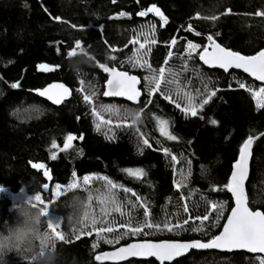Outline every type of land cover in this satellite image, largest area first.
I'll return each instance as SVG.
<instances>
[{
  "label": "trees",
  "instance_id": "trees-1",
  "mask_svg": "<svg viewBox=\"0 0 264 264\" xmlns=\"http://www.w3.org/2000/svg\"><path fill=\"white\" fill-rule=\"evenodd\" d=\"M152 4L168 17L167 25L162 26L160 18L153 13L147 17L137 15ZM227 9H231V13L221 15ZM258 11L264 12V0H139L138 3L137 0H116L115 3L113 0H0V186L12 194L22 191L42 194L43 199L51 203V209L58 211L64 220L66 215L81 214L79 226H74L76 235L81 231L84 233L79 239L71 242L54 239L57 243L56 264H98L96 255L137 241L207 242L220 234L233 208V199L227 190L213 191V188H222L229 182L234 163L239 158V149L248 135L264 133V109L257 111L251 94L239 88L237 82L254 87L260 84L241 72L226 74L210 70L200 63L198 56L187 61L189 71L185 72L183 65L187 58L183 53L186 40L203 47L207 44L206 36L212 34L226 48L243 55L256 54L264 49V16H256ZM120 12L129 13L130 18H115ZM197 13L202 17L217 15L219 19H195ZM57 16L67 23L55 21L53 17ZM150 22L156 24L155 38L158 41L152 46L149 57L154 68L164 66L169 51L166 44L175 37L178 44L172 49L175 55L168 66L180 74L181 87L197 100L202 98L197 96V92L202 93L206 84L210 89H220L196 117H186L159 94L153 97V104L145 106L148 97L143 77L146 72L127 63L121 65V61L133 53L134 46L129 41L137 35L141 25ZM189 23L202 35L197 37L193 32L185 31ZM72 24L77 27L72 28ZM76 41L81 42L87 55L79 50L75 56L67 55ZM109 45L123 50L112 53ZM111 55H116L117 60H110ZM97 62L141 78L143 97L137 104L109 100L102 95L96 100L98 105L111 104L121 109V121L104 114L106 119H113L114 140L106 139L102 132L95 130L91 107L76 91L82 79L86 89L91 83L100 93L105 90L107 74ZM42 63L56 70L40 71L38 65ZM16 82L20 87L11 88L10 85ZM53 83H63L72 90V95L62 104L56 105L36 92ZM137 113L140 114L139 119L133 123ZM200 115L204 119H200ZM157 116L170 120V131L178 137L176 141L161 136ZM210 119H215L218 124L212 125ZM120 122L131 126L115 127ZM136 129L149 140L151 148L143 146ZM67 134L83 135L84 138L73 141V147L64 152L51 148L53 140L62 148ZM141 147L144 148L143 154L139 152ZM163 148L170 149L180 162L174 164L163 153ZM78 150H82V154L78 155ZM52 152L57 153L56 159H51ZM184 158L191 160V175L186 187L178 191L174 183L179 179L180 170H187ZM31 163L45 164L51 179L43 175V170L33 169ZM124 168H143L147 176L137 180L122 172ZM251 169L247 186L249 205L253 210L264 211V135L255 140ZM73 172L78 178L107 176L113 182L132 189L149 201L154 223L168 219L175 224L187 219L189 213L183 211L185 202L193 218L203 216L209 210L206 202H225L226 210L219 226H212L215 213L210 221L205 222L208 235L191 230L162 231L148 236L129 235L116 244L100 240L93 248L97 238L95 232L87 234L91 231L90 221L88 228H82L80 221L85 211L90 215L95 213L99 218V209L103 205L98 203L95 194H92L91 202L86 192L72 193L53 201L50 192L57 183L68 184ZM44 183L49 184L47 190L42 187ZM95 190L103 191V186L98 184L93 193ZM115 191L121 201L135 200L131 193ZM181 196L186 199L182 200ZM74 198L79 199L75 208L70 206ZM38 212L24 205L15 208L12 199L0 193V236L9 235L18 225L32 223ZM142 213L143 209L133 211L138 220L143 218ZM109 219H115L117 224L125 221V217L118 213H113ZM44 223L43 220L40 233H49ZM198 223L189 221L185 227L191 229ZM64 229L70 234L71 229ZM106 235L111 239L116 233ZM35 239L34 236L33 242ZM23 250L6 253L0 264H40L36 258L39 245L34 244L31 251ZM255 257L247 253L225 254L204 250L193 251L172 264H258ZM126 264L160 262L149 260Z\"/></svg>",
  "mask_w": 264,
  "mask_h": 264
},
{
  "label": "snow or ice",
  "instance_id": "snow-or-ice-1",
  "mask_svg": "<svg viewBox=\"0 0 264 264\" xmlns=\"http://www.w3.org/2000/svg\"><path fill=\"white\" fill-rule=\"evenodd\" d=\"M116 0H113L115 3ZM139 0H137V3ZM28 7L27 4L24 5ZM47 11V9H45ZM149 13H153L155 16L159 17L162 21V26L167 25L169 20L168 17L161 11L159 7L152 4L146 10H141L137 13L139 17H147ZM231 13V9H227L221 15H227ZM256 16H264V12L258 11L255 13ZM129 17L130 14L126 12H120L118 17ZM57 22L61 21L59 16L53 17ZM195 19H205V20H218L219 16H201L197 13ZM72 28H76L77 25L72 24ZM183 27V26H182ZM188 32H193L195 36L199 37L202 34L196 31L191 23L187 25L184 29ZM216 36L219 33L215 34ZM156 36V24L149 23L147 25H141L138 34L129 41L132 45H138L135 51L126 58V60L121 61V65L124 63L129 64L132 68H140L147 71V75L143 77L144 81V91L147 94L148 99L145 101V106L153 104V97L157 94L174 104V106L184 113L186 117H196L198 112L202 111L206 105L210 103L213 97L216 96L217 92L220 91L219 88L210 89L207 84L205 85L204 91L197 92V96L202 98L197 100L191 92L184 90L179 82V73L174 71L172 67H169V62L173 59L175 53L172 51L177 44L178 40L173 37L166 46L169 48L167 52V58L164 61V66L154 68L150 63L149 57L152 51V46L158 43ZM141 37H143V42H141ZM185 39V38H182ZM207 44L203 47L199 43H194L192 40H186L185 50L183 56L187 59L183 65V71H189L187 61L193 59L194 56H198V59L202 61L205 65L209 67H218L227 72L229 69H242L243 72L248 73L250 76L254 77L257 81L264 82V50L258 51L254 55H243L238 51H233L229 48L223 47L220 43L216 41L212 34L206 36ZM107 44V41H105ZM109 51L115 53L117 51H122L123 49H117L111 45L108 46ZM127 47V45H125ZM211 49V50H209ZM77 50L87 55V52L82 47L80 41H76L74 47L67 52L69 57L77 55ZM59 51V48H57ZM112 61L117 60L116 55L109 56ZM11 63V61H9ZM98 63V67L107 74V79L105 82V90L100 93L99 89L88 84L87 89L85 88V81L80 80V87L76 89L77 92L82 94L83 101L91 107V113L94 117V127L97 132H102L108 140H114L115 135L112 132L113 129V119H106L104 114H110V116L115 117L118 121H121V109L116 105H105L97 104L96 100L100 95L104 97H125L129 101H135L139 103V98L142 95V91L138 88L141 83V78L136 75H130L128 71L121 70L115 66H108L105 63ZM38 69L43 72L55 71L56 68L49 66L48 64L38 65ZM210 83V81H209ZM238 87L248 91L255 101L256 110L259 111L264 109V86L259 88H254L248 86L243 82H237ZM11 88H19V82L12 83ZM37 94L41 97H46L52 103L59 105L62 104L67 98L72 95V90L63 83H53L45 87L44 89L36 90ZM175 96V99H174ZM179 101H184V106L182 107ZM38 111V109L36 110ZM143 111V109H141ZM139 113L136 114L133 123L136 119H139ZM200 119H204L203 115H200ZM79 119V118H78ZM126 120V117L124 118ZM157 127L161 136L167 138L168 140L176 141L178 137L170 131V120L164 119L160 116L156 117ZM209 123L212 125H217L218 121L215 119H210ZM131 126L126 125L124 122L115 124V127ZM136 131L140 134L142 138V144L144 147L151 148L152 145L149 143L147 138H143V133H140L139 129ZM109 133H112L111 135ZM259 135H264L260 133ZM259 135L253 136L248 135L247 139L244 140L239 149V158L234 163L233 171L229 182L222 188H213V191H224L227 190L232 194L235 201V206L232 208L230 215L227 217L226 223L223 225V230L219 235L213 236L207 242L201 240H195L190 242H180V241H142L134 242L128 244L125 247H120L113 252H104L95 256V260L103 264L104 261H122L127 260L130 257H155L160 264H164L165 261H172L178 256H182L191 249H219V250H238L244 249L250 253H260L264 254V211L253 210L249 207L248 195L245 188V183L249 175V163L252 155V147L256 139H259ZM83 135L77 137L74 134H67L64 138V144L61 148L55 140L52 141L51 148L58 149L60 152L67 151L73 147V141L79 139L83 140ZM144 148H139L140 154H143ZM166 156L171 158L174 164H178L180 161L177 156L171 153L168 148L162 149ZM77 154H82V150H78ZM57 153L52 152L51 159H56ZM187 163V170L181 169L178 173L179 179L174 183L175 188L179 191L182 187H186V182L191 175V160L184 158ZM31 167L36 170H43V175L49 177V171L46 169L43 163H31ZM129 177H134L137 180H142L147 176V172L143 168H124L121 169ZM103 181V191L95 190V198L98 203L103 205L99 209V218L95 213L91 214L88 211L83 213V219L80 221L82 228L89 227V221L91 225V231L88 235H92L93 232L96 234L97 242L93 243L92 247L96 248L98 242L103 240L107 244L119 243L121 239L127 236H148L154 234L155 232H175L178 230L183 231H193L202 232L208 235L206 231V223L210 221V218L214 216V223L212 226H219L220 220L224 217V211L226 210L225 202H206L208 203V209L203 216H196L195 218L189 212L188 203L183 204V211L189 213L188 218L183 221H178L173 224L171 220L165 219L161 223H154L151 219V208L150 203L147 199L139 196L135 191L130 188L124 187L121 184L113 182L107 176L101 175H85L82 178V184L85 190H89L88 186L91 185L92 181ZM81 186V180L77 177L76 173H72V182L65 186L63 189L60 184H55L56 189L55 196L58 197L61 192H67L69 190L78 188ZM42 187L47 190L49 188L48 183H44ZM115 190H122L125 193H131V196L135 197V200L126 199L121 201ZM203 198V197H202ZM40 203H44L41 195H37L34 198ZM88 201L91 202L93 199L92 192L89 191L87 197ZM182 200L186 198L181 196ZM90 207V203L88 205ZM143 209L142 219H136L133 215V211H138ZM113 213H118L121 217H125V221L118 223L115 219H109ZM189 221L199 223L192 227L191 229L185 227L189 224ZM101 225L97 227V225ZM49 226L58 232V238L60 241L65 240V235L62 234L58 229L61 223L49 222ZM124 229V231H120ZM145 229L152 230L151 232L145 231ZM76 229L73 228L72 232L76 233ZM116 233L111 239L107 237L106 234ZM83 231L80 234L75 235V239H79L80 235H83ZM255 260L258 264H264V256H257Z\"/></svg>",
  "mask_w": 264,
  "mask_h": 264
},
{
  "label": "rangeland",
  "instance_id": "rangeland-1",
  "mask_svg": "<svg viewBox=\"0 0 264 264\" xmlns=\"http://www.w3.org/2000/svg\"><path fill=\"white\" fill-rule=\"evenodd\" d=\"M139 31H140V29L137 31V34H138ZM140 39H141V42H143V39L144 38L141 37ZM133 46H134V50H133V52H134L135 51V48L138 47V45H133ZM135 69L141 70L142 72H146L145 75L148 74L147 71L144 70V69H140V68H135ZM261 86H264V85H261L260 84L258 87H254L252 85V87H254V88H259ZM179 102L181 103V105L183 107L184 106V101H179ZM79 179L81 180V186L80 187L75 188V189H72V190H69L66 193L65 192H61V194L58 197H56L54 195L55 192H56V189L54 188V185H53L51 187V189H50V192L52 193V196H53V201L60 200L64 196L69 195V194H72V193L86 192V193L89 194V191H91L92 194H95V193H93L94 191H92L94 189V187L97 186L98 184H100L101 186H103V183H102L103 181H95L94 180V181H92L91 185L88 186V189L89 190H85V188H84V186L82 184V178H79ZM71 182H72V180L68 184H70ZM68 184L61 185L62 189L65 186H67ZM0 193L9 196L12 199L15 208H18L19 206H23L24 205V206H28V207H31V208L36 209L37 211H39L38 214L34 217L32 223L27 224L25 227L32 228V229L35 230V232L37 234H39L40 231H41V222L44 220V222H45L44 224H45V227L47 228V230L52 233V235L54 236L55 239H57L58 241H60V239L58 238V232L55 229H53V228H51L49 226V222L51 221L53 223H61V226L58 229V231H60L62 234L65 235V240L64 241H61V242H71V241L76 240L75 239V235L76 234L72 232V229L75 228L76 226H79V220H80L81 214L72 215L71 216L72 219H69L70 215L69 216L66 215L65 216L66 218L64 220V219H62L61 215H59L57 213L58 211H56V210L53 211L51 209V203L46 202L43 199L42 194H40V193L30 194L27 191H22L19 194H12L9 191L4 190V189H0ZM37 195H41V197L44 200L45 204L44 203H40V202H38V201H36L34 199ZM76 216L78 217V219H76ZM64 227H67V228L71 229L70 234L67 233V232H65ZM35 238H37V237L35 236Z\"/></svg>",
  "mask_w": 264,
  "mask_h": 264
},
{
  "label": "clouds",
  "instance_id": "clouds-1",
  "mask_svg": "<svg viewBox=\"0 0 264 264\" xmlns=\"http://www.w3.org/2000/svg\"><path fill=\"white\" fill-rule=\"evenodd\" d=\"M3 186H0L2 189ZM79 199L74 198L71 207H78ZM69 219H72L70 216ZM37 238L33 242V237ZM54 236L49 233L37 234L34 229L25 227L24 225L16 226L15 230L7 236H0V261L6 255L13 251L20 252L23 249L31 251L34 244L39 245V251L36 252V258L40 264H56L57 260V243L54 242ZM47 241V244L44 243Z\"/></svg>",
  "mask_w": 264,
  "mask_h": 264
},
{
  "label": "water",
  "instance_id": "water-1",
  "mask_svg": "<svg viewBox=\"0 0 264 264\" xmlns=\"http://www.w3.org/2000/svg\"><path fill=\"white\" fill-rule=\"evenodd\" d=\"M224 47V46H223ZM209 50H211V49H209ZM264 50V49H263ZM200 63L204 66V67H206V68H208V69H210V70H220V71H222V72H224V73H226V74H229V73H231L232 71H236V72H241V73H243L244 75H246V76H248L249 78H251L253 81H255V82H257L258 84H261V85H264V82H261V81H257L254 77H252V76H250L248 73H245V72H243V70L242 69H235V68H233V69H229L227 72H225L223 69H220V68H218V67H209L208 65H205L202 61H200ZM131 75V74H130ZM138 88H140L141 89V87H140V84L138 85ZM141 91H142V89H141ZM142 97H143V91H142V95H141V97L139 98V102H140V100L142 99ZM107 99H109V100H120V101H125V102H128V103H130V104H137L138 102H135V101H129L127 98H125V97H106ZM253 146H254V144H253ZM252 151H253V147H252ZM251 158H252V155H251ZM232 171H233V169H232ZM251 172H252V169H251V159H250V163H249V175H248V179H247V181H246V183H245V188H246V192H247V195H248V191H247V186H248V183H249V181H250V178H251ZM231 196H232V194H231ZM232 199H233V207L235 206V201H234V197L232 196ZM248 200H249V195H248ZM249 207H250V205H249ZM251 208V207H250ZM231 213V212H230ZM230 215V214H229ZM226 223V222H225ZM222 230H223V228H222ZM222 230H221V232H222ZM220 232V233H221ZM137 242H142V241H137ZM152 242H156V241H152ZM180 242H190V241H180ZM132 243H134V242H132ZM129 244H131V243H129ZM128 245V244H127ZM127 245H123V246H120V247H125V246H127ZM120 247H118V248H120ZM118 248H116V249H113V250H108V251H105V252H113V251H115V250H117ZM204 250H212V251H216V252H219V253H225V254H233V253H247V254H250V255H253V256H264V254H260V253H250V252H248L247 250H244V249H238V250H232V251H227V250H219V249H191V250H189L187 253H185L184 255H182V256H178V257H176L174 260H172V261H165L164 263H167V264H172V263H174V262H176V261H178V260H181V259H183V258H186V257H188L193 251H204ZM104 253V252H103ZM102 254V253H101ZM149 260H156V261H158L155 257H130V258H128L127 260H122V261H110V260H106V261H104L103 262V264H126V263H129V262H133V261H149ZM97 263L98 264H101V262H99V261H97Z\"/></svg>",
  "mask_w": 264,
  "mask_h": 264
}]
</instances>
